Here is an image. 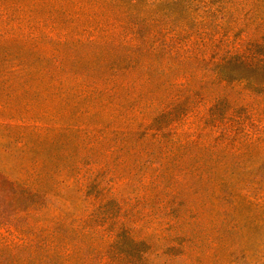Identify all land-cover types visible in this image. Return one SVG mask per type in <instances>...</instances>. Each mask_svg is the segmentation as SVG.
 I'll return each mask as SVG.
<instances>
[{
    "label": "rangeland",
    "instance_id": "374dc122",
    "mask_svg": "<svg viewBox=\"0 0 264 264\" xmlns=\"http://www.w3.org/2000/svg\"><path fill=\"white\" fill-rule=\"evenodd\" d=\"M119 1L121 10L106 0H0L1 179L41 166L72 264H109L99 256L119 255L118 230L142 243L128 252L147 264H264V87L195 80L186 94L204 99L166 129L167 120L139 128L154 88L140 74L115 97L93 91L111 78L105 54L121 56V12L162 50L263 60L264 0ZM172 65L176 84L202 68ZM5 191L0 256H26L25 219Z\"/></svg>",
    "mask_w": 264,
    "mask_h": 264
},
{
    "label": "trees",
    "instance_id": "16d2710c",
    "mask_svg": "<svg viewBox=\"0 0 264 264\" xmlns=\"http://www.w3.org/2000/svg\"><path fill=\"white\" fill-rule=\"evenodd\" d=\"M106 1L113 9H122L119 0ZM136 2L137 0H130L129 8H134ZM121 16L123 19L119 22L121 29L125 31L122 32V42L117 47L122 52L121 56L109 60L105 54L104 65L105 68L108 67L111 78L102 80L105 86L100 89L95 86L93 91L98 90L100 95L115 97L119 92L134 88V74H140L142 78H145V84H150L154 88L151 90V97L145 101L143 106L138 107L139 112L142 113L139 128L151 127V124L159 120H167V126L163 129L177 123L191 110L193 105H196L195 99L198 96L201 97L200 100L204 99L201 95L190 98L186 94L190 84L195 80L202 88L205 84H214L216 87L223 88L224 85L233 83L244 84L252 89L264 87V59L255 60L242 56L240 51H235L214 61H206L204 53L188 52L180 47L162 50L160 47L165 48V45L157 47L153 42L155 36L151 31L141 34L139 26L127 22L122 12ZM262 24L263 31L260 40L264 42V22ZM239 25L238 18L236 23L232 24L233 30ZM192 62L197 63L198 66L201 65L202 68L192 65L194 70L184 76L183 83L168 82L167 78L172 70V64L184 66ZM171 89L177 92L176 96L167 93V90ZM220 100V96H215L206 98L204 101L217 104ZM147 110L151 111L148 117L145 115ZM40 167L37 164L25 178L9 180L0 177V188L6 190L1 194H6L4 200L24 216V234L29 235L23 247L26 256H0V264H72L73 256L60 254L58 243H62V240H59L62 221L51 210L47 200L49 194L43 190L42 182L45 176L42 169H39ZM121 232L118 230L113 234L112 243L119 255L99 256V260L105 259L109 264H147L148 259L145 256H131L128 252V243L133 244V247H142V243L135 242L130 234H126L127 239L124 238L126 235L124 231ZM126 241L127 244H125ZM67 244L68 240L64 246ZM11 250L14 252L16 249ZM90 262H94L93 256H83L79 264H91ZM99 264L104 263L99 262Z\"/></svg>",
    "mask_w": 264,
    "mask_h": 264
}]
</instances>
